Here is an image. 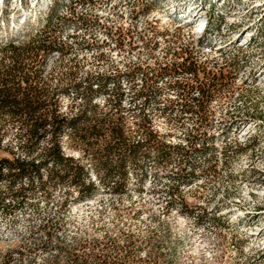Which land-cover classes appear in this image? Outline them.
I'll use <instances>...</instances> for the list:
<instances>
[{"label":"rangeland","instance_id":"rangeland-1","mask_svg":"<svg viewBox=\"0 0 264 264\" xmlns=\"http://www.w3.org/2000/svg\"><path fill=\"white\" fill-rule=\"evenodd\" d=\"M48 1L0 0V44L22 43L41 32L58 49L40 68L57 114L74 119L84 109L88 86L97 90L95 85L105 79L90 101L97 110L94 118L115 126L116 118L107 110L130 104L138 83L125 72L107 76L112 57L103 53V46H95L93 22L113 27L119 21L107 20L105 11L77 13L80 0H58L47 20ZM240 1L252 10L250 44L225 45L216 57L202 55V66L209 68L202 69V91L209 94H202L210 111L202 151L195 147L189 155V148L182 147L195 121L183 119L178 135L184 141L178 146L157 144L161 154L151 151L143 157L155 160L141 168L129 164L123 180H109L92 149L64 132L59 138L62 156L82 169V184L91 185L90 175L97 183L84 199L77 186L52 180L47 168L25 192L5 196L0 205V264H5L3 257L23 251L8 264H73L75 256L98 264V255L111 252L130 264H264V0ZM213 40L206 42L216 46ZM169 55L170 43L163 39L157 61ZM224 62L228 70H221ZM162 116L176 119L177 111L162 106ZM18 133L19 125L0 122V156L7 155L5 150L21 152ZM42 144L47 146L48 139ZM216 148H221L220 159H212ZM181 162L190 163L193 170L201 166L202 177L188 169L181 174ZM176 182L177 188L193 185V192L202 195L173 196ZM21 183L26 187L28 180ZM6 187L1 184L0 191L7 192ZM59 243L65 248L61 254L54 246ZM35 245H41V254L32 255Z\"/></svg>","mask_w":264,"mask_h":264},{"label":"trees","instance_id":"trees-1","mask_svg":"<svg viewBox=\"0 0 264 264\" xmlns=\"http://www.w3.org/2000/svg\"><path fill=\"white\" fill-rule=\"evenodd\" d=\"M58 4V0L53 1L49 10L51 14ZM52 45L54 42L41 32L22 43L9 40L0 44V122L19 125L17 136L23 140L18 155L5 150L7 155L0 156V185L7 186V192L0 191V205L5 196L17 197L32 187L34 181H40L41 169L47 168H51L47 170L52 180L77 186L84 199L90 195L93 185L82 184V169L62 156L59 138L66 131L92 149L97 166L109 180H123L130 172L129 164L141 168L143 163L155 160L143 159L147 153L152 151L158 155L162 152L155 147L128 145L113 123L106 125V121L94 118L97 110L90 99L103 88L105 79L95 85L97 90L88 86V96L80 114L71 120L60 117L53 107L50 91L40 77V68L58 50ZM202 92L209 94L208 91ZM45 139H48L47 146L42 144ZM37 158L40 161L35 160ZM23 180H28L26 187L22 186Z\"/></svg>","mask_w":264,"mask_h":264},{"label":"built area","instance_id":"built-area-1","mask_svg":"<svg viewBox=\"0 0 264 264\" xmlns=\"http://www.w3.org/2000/svg\"><path fill=\"white\" fill-rule=\"evenodd\" d=\"M75 6L77 13L78 10H89V13L105 11L112 16L113 10L122 11V21L116 27H106L105 24L93 22V39L95 46H103V53H110L112 57V65L106 66L109 69L107 76H113L115 72H125L129 73L130 81L133 76L137 79L136 93L130 96V104L116 105V108L107 110L110 116L116 118L115 126L119 128L126 143L141 148L157 147V144L163 143L177 146L179 141H184L182 135H178V122L186 117V112H193V117H197V128H194L193 143L188 144L189 155L193 153L195 147H203L210 111L205 106L206 99L202 94V69L209 68L200 65L197 59L191 58L193 39L186 38V44L179 48L178 55H169V59L157 61L159 43L172 32V29H165V23L156 20L139 22L137 13L141 10H133L132 6L129 9H121L114 5L113 0H80ZM63 14L69 18V10ZM131 23H138V30H131ZM180 36H184L183 31ZM52 48L57 49V46L52 45ZM209 53L216 57L215 52ZM47 61L48 59L44 64ZM225 69L228 70V66L224 62V68L221 70ZM221 70L210 71L217 73ZM163 89L167 90V93H162ZM123 93L122 89L121 94ZM139 98H147V107H139ZM103 104H106V99ZM162 106H172L177 111V118L168 119L162 116ZM214 123L217 125V121ZM220 152L221 148H216L212 159H220ZM192 172H200L202 177L201 166ZM181 174H184V167H181ZM90 177L94 186L97 183L96 176ZM201 195L202 191L193 192V185L191 188H177V182L173 191V196ZM193 205L198 206V203L195 202ZM54 246L60 254L65 250L61 243ZM33 249L36 251L34 250L32 255L41 254V245H35ZM24 253L25 251L20 255H7L3 257V261L8 264V261L21 258ZM98 256V264H130L124 256H116V252H111L107 257ZM86 259L84 261L75 256L73 264H92L91 259Z\"/></svg>","mask_w":264,"mask_h":264},{"label":"bare ground","instance_id":"bare-ground-1","mask_svg":"<svg viewBox=\"0 0 264 264\" xmlns=\"http://www.w3.org/2000/svg\"><path fill=\"white\" fill-rule=\"evenodd\" d=\"M113 3L121 9H129L132 6L133 10H141L137 13L139 22L156 20V22L165 23V29H172L170 35L164 38L170 43L171 55L179 54V48L186 44V38L193 39L191 58L197 59L200 65H202L203 54L215 52L219 55L220 48L229 44L236 45L237 48H245L250 44L252 35L248 29L250 25L248 19L252 10L242 5L240 0H220V3H216V0H113ZM51 6L53 2L49 0L45 5L47 20L51 19L49 12ZM144 8L147 10H142ZM70 14L71 11H69ZM105 15L107 20L117 19L119 21L113 27L118 26L122 21L120 10H113L112 16ZM131 30H138V23H131ZM181 31L184 36H180ZM208 38L214 39L216 46L206 42ZM146 100L147 98H141L139 106L143 107ZM194 118V123L188 127L191 135H187V141L181 143L186 150L187 145L193 143L197 117H193V112H186V117L182 118V121ZM197 151H202V147ZM179 164L184 167V170L188 169L192 172L193 167L190 163L188 165L185 162Z\"/></svg>","mask_w":264,"mask_h":264},{"label":"flooded vegetation","instance_id":"flooded-vegetation-1","mask_svg":"<svg viewBox=\"0 0 264 264\" xmlns=\"http://www.w3.org/2000/svg\"><path fill=\"white\" fill-rule=\"evenodd\" d=\"M126 261H129V259H128V258H126Z\"/></svg>","mask_w":264,"mask_h":264}]
</instances>
